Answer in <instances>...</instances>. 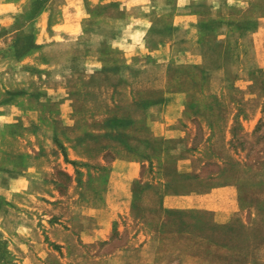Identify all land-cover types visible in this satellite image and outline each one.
Wrapping results in <instances>:
<instances>
[{
    "label": "rangeland",
    "instance_id": "obj_1",
    "mask_svg": "<svg viewBox=\"0 0 264 264\" xmlns=\"http://www.w3.org/2000/svg\"><path fill=\"white\" fill-rule=\"evenodd\" d=\"M0 264H264V0H0Z\"/></svg>",
    "mask_w": 264,
    "mask_h": 264
},
{
    "label": "crops",
    "instance_id": "obj_2",
    "mask_svg": "<svg viewBox=\"0 0 264 264\" xmlns=\"http://www.w3.org/2000/svg\"><path fill=\"white\" fill-rule=\"evenodd\" d=\"M160 116H163L166 118V120H163L161 122L158 121H150V124L152 125V128H157V125L160 126L162 129L159 132H156V130H153L154 133L164 135L166 137H169V117H177L181 115V109H167L162 110ZM157 115V114H156ZM154 115L153 117H156ZM180 135L183 137L184 131L179 132ZM203 164L204 162L201 161ZM200 170V169H199ZM202 179L205 180V176H202L201 172L199 171L198 178L196 180L201 181ZM236 195H237V186L233 183H223V184H217L210 187V189L206 191L201 192H195V191H189V192H183V193H163L160 196L159 199V207H161V210L166 209H205L209 211H214V214L216 217H218V221L224 222L227 220V218L230 216L231 213H233L236 210ZM152 209V208H151ZM152 211V210H151ZM154 212V211H152ZM128 213H126L127 215ZM152 219V218H151ZM153 222V219L150 220ZM147 221L144 224L151 225L152 222ZM144 221H136L137 226L141 227L140 225L143 224ZM149 222V223H148ZM139 223V224H138ZM154 223V222H153ZM154 226L155 223H154ZM111 223L106 225L104 228H101V232L109 233L111 230ZM96 231H99L96 230ZM103 237H106V234H102ZM143 241L140 240V242Z\"/></svg>",
    "mask_w": 264,
    "mask_h": 264
},
{
    "label": "trees",
    "instance_id": "obj_3",
    "mask_svg": "<svg viewBox=\"0 0 264 264\" xmlns=\"http://www.w3.org/2000/svg\"><path fill=\"white\" fill-rule=\"evenodd\" d=\"M34 46L33 41L32 43L27 47L26 50L22 51L21 53H18V56H21V54H24L25 52L29 51V48H32Z\"/></svg>",
    "mask_w": 264,
    "mask_h": 264
}]
</instances>
